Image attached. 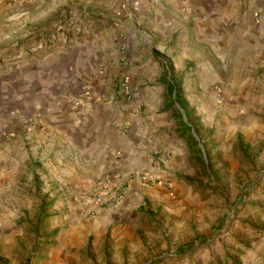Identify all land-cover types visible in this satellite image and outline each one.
<instances>
[{
  "label": "crops",
  "instance_id": "0c3cea01",
  "mask_svg": "<svg viewBox=\"0 0 264 264\" xmlns=\"http://www.w3.org/2000/svg\"><path fill=\"white\" fill-rule=\"evenodd\" d=\"M7 1L0 0V205L24 190L32 199L41 189L69 197L84 236L106 246L118 237L128 248L126 236L168 193L136 173L174 180L168 164L194 151L181 137L188 118L172 87L196 115L220 97L229 67L233 91L254 96L249 73L264 66V0H69L96 9L53 23L49 12L67 0ZM37 116L41 123L30 121ZM107 173L128 185L126 197L91 217L77 197ZM233 242L223 239L224 264H264V233L246 249ZM200 254L194 264L215 260Z\"/></svg>",
  "mask_w": 264,
  "mask_h": 264
},
{
  "label": "rangeland",
  "instance_id": "374dc122",
  "mask_svg": "<svg viewBox=\"0 0 264 264\" xmlns=\"http://www.w3.org/2000/svg\"><path fill=\"white\" fill-rule=\"evenodd\" d=\"M67 1L69 5L49 12L50 22L96 9ZM22 8L36 12L35 7ZM263 70L249 73V80H255L249 99L233 91L229 67L222 70L220 97L204 111L197 108L199 133L187 131L201 151H185L178 162L168 164L177 170L174 180H167L172 189L167 186V198L156 205L158 212L148 209L142 228L126 236L128 248L119 246L118 237L113 246H106L103 238L84 236L69 197H49L41 189L32 199L24 190L20 193L27 195L10 194L0 205V264H194L193 256L199 253L202 259L215 257L210 264H224L229 260L218 259L223 239L249 248L251 240L264 233ZM209 157L212 166L204 168L199 159ZM31 200L34 205L28 206ZM58 202L64 206L57 208Z\"/></svg>",
  "mask_w": 264,
  "mask_h": 264
},
{
  "label": "built area",
  "instance_id": "2783aa9c",
  "mask_svg": "<svg viewBox=\"0 0 264 264\" xmlns=\"http://www.w3.org/2000/svg\"><path fill=\"white\" fill-rule=\"evenodd\" d=\"M1 60V58H0ZM121 85L125 94L129 95L131 93L129 86L128 77H124L122 79ZM77 105H81L80 102L76 103ZM14 114V112H12ZM30 119L34 124L41 123L42 118L37 116L36 118ZM169 157L168 154H165L164 160H167ZM136 175L143 182H152L156 181L161 184L167 185L172 189L171 182H167L163 180L160 176H157L153 173H136ZM128 191V185L120 184L116 181L114 174L107 173L103 175V177L96 183L92 190L83 193L80 197H77V200L82 203L88 215L93 217L96 215L99 209L103 207H110L114 210L118 209L122 203V201L126 197V193ZM175 192L172 191L171 195L174 197Z\"/></svg>",
  "mask_w": 264,
  "mask_h": 264
},
{
  "label": "trees",
  "instance_id": "16d2710c",
  "mask_svg": "<svg viewBox=\"0 0 264 264\" xmlns=\"http://www.w3.org/2000/svg\"><path fill=\"white\" fill-rule=\"evenodd\" d=\"M176 89V103L178 105H180V107L183 109V111L185 112L189 122L191 123L190 126H188V124H186L184 121L182 122L181 125H183L184 129H183V133L181 135L182 138H185L191 147L195 148V150L197 149L198 151H201V149L198 147V140L193 136V135H188L187 134V131H189L191 128L196 130L197 132H199V129H200V126L198 125V122H199V117H194L195 115V111L193 109H189V105L186 101H182L179 97V94H178V88L177 87H172V93L175 91ZM236 150H238V147L235 148ZM211 152V149L207 150V154L209 155ZM209 160H205V159H199L200 163L202 165H204V168H209L210 166H212L211 164V160H210V157L208 158ZM189 182H193L191 179H189Z\"/></svg>",
  "mask_w": 264,
  "mask_h": 264
}]
</instances>
